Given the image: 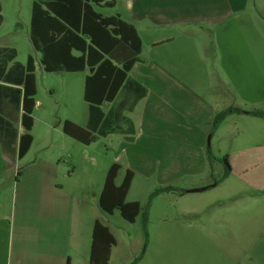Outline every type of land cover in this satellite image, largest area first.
I'll list each match as a JSON object with an SVG mask.
<instances>
[{
	"label": "rangeland",
	"instance_id": "374dc122",
	"mask_svg": "<svg viewBox=\"0 0 264 264\" xmlns=\"http://www.w3.org/2000/svg\"><path fill=\"white\" fill-rule=\"evenodd\" d=\"M2 3L0 46L16 48L17 61L24 64L28 55L37 56L28 38L32 0ZM246 8L249 17L234 16L212 27L199 28V32L216 37V51L209 64L214 66L216 80L223 84L218 101L228 103L218 115L230 109L241 112L228 113L216 124L218 128L207 145L209 153H204L208 169L203 178L187 179L176 184L180 189L168 191L154 180L136 175L126 196V202L140 204L134 223L124 221L118 210L105 215L98 205L104 170L114 158L113 150H106L110 140L100 138L86 147L61 131L59 135L48 134L52 142L42 139L43 117L56 129L61 128L66 117L76 122L86 117L82 79L87 72L48 74L37 63L35 100L42 109L35 114L38 120L31 151L14 169L22 179L34 177L37 169L32 164L46 161L59 178L69 176L62 185L68 189L73 210L82 223L68 229L73 217L67 218L66 209H59L56 241L70 264H89L94 219L107 227L115 240L107 264H249L257 258L258 253L246 245L256 238L255 233L248 240L247 231V238L243 232L251 212L264 208V119L248 115L244 109L249 110L248 101L260 100L255 107L264 111V0H247ZM116 10L120 12L122 8ZM232 102L235 104L230 105ZM122 179L120 174L117 183ZM214 180L218 184L204 191H183ZM30 200L25 205L11 193L4 199L5 212L15 230L28 223L23 222V214L35 209L34 197ZM35 227L31 224V229ZM12 246L15 250L16 242Z\"/></svg>",
	"mask_w": 264,
	"mask_h": 264
},
{
	"label": "crops",
	"instance_id": "0c3cea01",
	"mask_svg": "<svg viewBox=\"0 0 264 264\" xmlns=\"http://www.w3.org/2000/svg\"><path fill=\"white\" fill-rule=\"evenodd\" d=\"M106 2L111 6H104ZM103 3L96 8L102 17H116L135 29L141 43L138 61L110 103L89 110L83 100L86 117L81 122L66 117L62 123L71 122L83 130L91 131L92 135L99 133L100 136L92 143L100 138L110 140L111 146L106 147V150H113L114 158L104 172L106 175L113 164L120 166L115 179L116 186L123 181L117 183L120 174L124 178L127 171L133 173L132 182L137 175L146 181L154 180L168 191L180 189L176 184L187 179L203 178L208 169L204 153L218 128L214 120L216 114L227 108L228 103L218 101V91L223 84L216 80L214 66L209 64L216 51V37L199 32V28L201 25L212 27L234 16L249 17L246 14L247 0H105ZM119 6L122 8L120 12L116 10ZM3 23V3L0 0V27ZM187 26L192 29L186 30ZM34 53L37 56H31L34 59L35 76L37 63L42 66L41 55ZM17 57L16 48L0 46V264H66L70 258L59 252L56 241L59 223L57 212L66 209L67 218L69 215L73 217L68 229L72 226L78 228L82 223L73 210L68 189L62 185L69 176L59 178L56 171H50L52 166L46 161L32 164V168L37 169L34 177L22 179L16 176L14 169L31 151L38 120L35 114L42 109V105L35 100V76L36 95L30 132L32 144L24 157L19 159V139L24 134L21 124L23 89L20 84L26 62L20 63ZM127 57L128 53L125 52L119 59ZM92 71L86 68L81 72L48 74L87 72L82 79L83 99L85 78ZM261 102L248 101L246 106L249 110L243 109L246 112L261 111V107H255ZM42 119L43 142H52L48 139L51 132L57 135L59 131L63 133L62 123L61 128L56 129L51 127L46 118ZM75 142L86 147L91 144ZM217 184L218 180H214L206 186L198 188V185H192L183 191L191 189L185 192L196 193L191 191H204ZM10 193L15 194V197L18 195L25 205L32 196L35 201V209L23 214V222L28 223L17 230L4 209V199ZM132 202L136 201L127 203ZM256 211L248 216L243 236L247 238L248 234L249 240L252 232L256 235L255 239L246 243L258 253L257 258L249 264H264V208ZM95 221L97 219L93 220V225ZM31 224L36 225L35 229H31ZM13 241L17 245L15 250ZM18 243L21 244L20 248Z\"/></svg>",
	"mask_w": 264,
	"mask_h": 264
},
{
	"label": "trees",
	"instance_id": "16d2710c",
	"mask_svg": "<svg viewBox=\"0 0 264 264\" xmlns=\"http://www.w3.org/2000/svg\"><path fill=\"white\" fill-rule=\"evenodd\" d=\"M105 0H32L29 39L33 50L41 55L40 64L45 73L81 72L93 69L85 78L83 100L89 110L110 103L116 96L127 74L138 61L141 43L132 25L116 17H102L96 8ZM110 7V3H103ZM126 59H119L124 53ZM34 59L28 56L21 77L22 116L24 134L19 139L18 157L23 158L32 144V112L35 106L36 84ZM241 112L230 109L215 118L218 124L228 113ZM264 119V111L244 112ZM94 117V115H93ZM92 126V116H91ZM62 131L75 141L88 145L99 133L92 135L71 122L62 123ZM209 153V150L207 149ZM120 166L113 164L107 171L98 205L105 215L118 210L121 218L134 223L140 213L138 202L125 201L133 173L127 171L121 185H115ZM228 172V168H227ZM226 172V174H227ZM115 245L109 229L95 221L89 249V264H107L111 248ZM66 264H70L67 259Z\"/></svg>",
	"mask_w": 264,
	"mask_h": 264
},
{
	"label": "water",
	"instance_id": "95a60500",
	"mask_svg": "<svg viewBox=\"0 0 264 264\" xmlns=\"http://www.w3.org/2000/svg\"><path fill=\"white\" fill-rule=\"evenodd\" d=\"M202 189H196V190H192L191 192H199L201 191Z\"/></svg>",
	"mask_w": 264,
	"mask_h": 264
}]
</instances>
